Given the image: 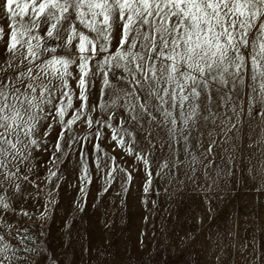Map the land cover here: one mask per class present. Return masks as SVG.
Listing matches in <instances>:
<instances>
[{
  "label": "snow or ice",
  "instance_id": "snow-or-ice-1",
  "mask_svg": "<svg viewBox=\"0 0 264 264\" xmlns=\"http://www.w3.org/2000/svg\"><path fill=\"white\" fill-rule=\"evenodd\" d=\"M257 127L264 0H0V264H59L45 227L74 157L81 212L91 168L97 200L137 178L264 197Z\"/></svg>",
  "mask_w": 264,
  "mask_h": 264
},
{
  "label": "rangeland",
  "instance_id": "rangeland-1",
  "mask_svg": "<svg viewBox=\"0 0 264 264\" xmlns=\"http://www.w3.org/2000/svg\"><path fill=\"white\" fill-rule=\"evenodd\" d=\"M253 141L258 157L264 145V133L258 127ZM221 155L218 149V162ZM233 155L239 160V147ZM65 164L60 166L64 179L57 204L45 227V244L58 257L59 264H178L183 252L176 244L181 238V247L191 253L184 259L192 264H264V197L242 182L235 190L229 182L219 192V199L214 191L212 200L206 201L196 185L157 183L156 178L152 187L159 194L150 190L145 196L142 179L137 178L121 204L118 180L97 200L102 180L91 168L92 183L81 212L77 205L80 182L75 157ZM252 164H256L255 158ZM142 199L148 200L147 207Z\"/></svg>",
  "mask_w": 264,
  "mask_h": 264
}]
</instances>
